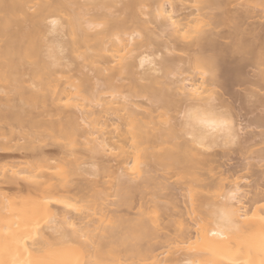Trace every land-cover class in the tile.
Returning <instances> with one entry per match:
<instances>
[{
    "label": "bare ground",
    "instance_id": "bare-ground-1",
    "mask_svg": "<svg viewBox=\"0 0 264 264\" xmlns=\"http://www.w3.org/2000/svg\"><path fill=\"white\" fill-rule=\"evenodd\" d=\"M236 1L0 0V264H264V191L207 168L237 134L215 55ZM152 166L191 215L160 236L155 191L120 215L172 195Z\"/></svg>",
    "mask_w": 264,
    "mask_h": 264
},
{
    "label": "rangeland",
    "instance_id": "rangeland-1",
    "mask_svg": "<svg viewBox=\"0 0 264 264\" xmlns=\"http://www.w3.org/2000/svg\"><path fill=\"white\" fill-rule=\"evenodd\" d=\"M237 1L232 6L239 5L231 14L232 20L230 16L229 22L220 27L223 33L221 31L222 34L219 33L215 39L217 49L220 47L218 50L222 51H219L220 56L219 53L215 55L219 57L218 69L224 83L216 90L221 93L220 100L224 101L223 105L232 114L237 134L234 142L228 146H213L207 150V168L214 178H221L224 183L234 182L240 186V191H249L251 195L264 191V5L251 0ZM214 49L216 52L217 49ZM238 71L242 74L241 78L235 77ZM8 160L0 157V163ZM151 169L162 181L172 185V195L166 189L151 186L142 192L130 190L124 196L127 203L120 206V215L137 219L135 211L140 195L155 191L160 204L147 216L151 217L154 233L160 236L168 232L165 228L167 225L171 229L178 226L180 221L187 223L191 215L188 212L182 216H168L171 209L187 206V192L179 189L182 180L170 169L165 171L158 166ZM174 203H178L179 207H175ZM158 239L154 241L161 242V237Z\"/></svg>",
    "mask_w": 264,
    "mask_h": 264
},
{
    "label": "clouds",
    "instance_id": "clouds-1",
    "mask_svg": "<svg viewBox=\"0 0 264 264\" xmlns=\"http://www.w3.org/2000/svg\"><path fill=\"white\" fill-rule=\"evenodd\" d=\"M50 23L52 24L53 28L56 27V25L59 23L56 20L50 21ZM240 194L239 189H237L235 192H230L228 195L231 199H235L238 195Z\"/></svg>",
    "mask_w": 264,
    "mask_h": 264
}]
</instances>
